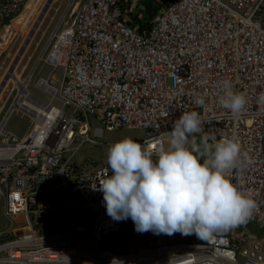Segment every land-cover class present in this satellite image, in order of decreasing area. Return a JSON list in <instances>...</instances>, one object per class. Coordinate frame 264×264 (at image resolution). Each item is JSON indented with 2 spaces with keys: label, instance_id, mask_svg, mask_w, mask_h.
<instances>
[{
  "label": "built area",
  "instance_id": "1",
  "mask_svg": "<svg viewBox=\"0 0 264 264\" xmlns=\"http://www.w3.org/2000/svg\"><path fill=\"white\" fill-rule=\"evenodd\" d=\"M27 1L0 0V58L18 41L11 22ZM120 1L86 0L78 9L72 2L30 74L20 80L15 72L31 31L1 77L0 105L10 84L15 94L0 122V264H264V0H156L160 12L142 32ZM40 62L62 68L61 79L32 81ZM225 81L247 98L238 114L219 104ZM201 96L203 107L195 103ZM193 110L204 121L198 142L208 134L240 144L243 163L227 174L252 193L253 216L208 239L139 233L131 218H110L98 190L108 166L75 162L86 143L110 146L90 137L88 119L108 131L143 130L138 142L152 144ZM13 111L30 118L22 137L4 129ZM249 224L263 231L252 234ZM123 235L144 241L117 253L100 246Z\"/></svg>",
  "mask_w": 264,
  "mask_h": 264
},
{
  "label": "clouds",
  "instance_id": "2",
  "mask_svg": "<svg viewBox=\"0 0 264 264\" xmlns=\"http://www.w3.org/2000/svg\"><path fill=\"white\" fill-rule=\"evenodd\" d=\"M195 103L203 107L206 100L201 96ZM219 104L238 114L247 98L225 81ZM203 123L199 112H184L171 131L152 144L124 138L110 145L106 176L98 185L107 215L115 221L131 218L139 233L179 232L199 239L246 223L258 204L227 174L243 163L241 146L208 134L198 142L195 134L203 133Z\"/></svg>",
  "mask_w": 264,
  "mask_h": 264
},
{
  "label": "rangeland",
  "instance_id": "3",
  "mask_svg": "<svg viewBox=\"0 0 264 264\" xmlns=\"http://www.w3.org/2000/svg\"><path fill=\"white\" fill-rule=\"evenodd\" d=\"M48 0H28L25 4L21 13L14 18L11 22L10 30L18 32V41L14 46L13 50L10 53V56L7 59H4V56L0 58V66L3 65V68L0 72V80L4 74L5 69L11 63L12 59L16 55L20 45L25 41L27 35L34 28L35 22H37V18L40 15L43 7L45 6ZM73 0H53L50 4L49 9L46 14H44L43 19L38 26L31 43L28 46V49L21 59L19 66L15 72L16 76L23 80L25 79L30 72L33 70L41 52L47 46V42L58 25L59 21L67 12L70 4H72ZM74 3V2H73ZM131 12H136L141 10V7L138 6V0H132L130 4ZM74 13V12H73ZM72 13V14H73ZM67 22H70V17H66ZM1 34V33H0ZM6 42V39H5ZM5 43L0 42V50H3L5 47ZM8 53V52H7ZM6 53V54H7ZM4 63V64H3ZM50 74H54L55 77L61 79L63 74L62 68H57L53 70L51 67L44 65L43 63H39L36 69L34 70L32 81H35L38 78L46 79ZM29 91L32 94L40 96L44 98L39 91L33 89V87H28ZM15 90L13 88V84H10L7 87V90L3 94V101L0 105V122L5 118L8 114L11 104V98L14 96ZM43 96V97H42ZM57 106V104H55ZM90 125V137L97 140L100 143L112 145L115 142H118L124 138H132L134 140L142 141L147 138V134L143 130H125L119 129L115 131H108L100 123L98 120L90 117L88 119ZM31 125L30 118L23 115L19 111H13L7 118L5 122L4 129L6 132H9L18 137H22L28 132ZM109 146L101 145L95 146L89 143L84 144L77 152L75 156V162L77 165H81L85 162L95 163L99 168L108 166L107 165V154H108ZM5 223L3 218L2 211L0 210V230H2V225ZM23 224V223H21ZM247 229L250 230L252 234H258L263 231L262 225L249 224ZM151 233V231H149ZM163 234H159L162 236ZM143 239H139L133 237L132 235L127 236H118V237H110L104 238L100 240V246L102 248H109L113 253L124 252L126 250H135L138 248L139 243H143Z\"/></svg>",
  "mask_w": 264,
  "mask_h": 264
},
{
  "label": "trees",
  "instance_id": "4",
  "mask_svg": "<svg viewBox=\"0 0 264 264\" xmlns=\"http://www.w3.org/2000/svg\"><path fill=\"white\" fill-rule=\"evenodd\" d=\"M132 0H121L119 2V7L122 10H129ZM138 6L141 10L136 12H131L129 15L133 21L134 25L139 27L140 32L151 27L152 20L160 12V5L156 0H138ZM141 15L139 18L138 16Z\"/></svg>",
  "mask_w": 264,
  "mask_h": 264
},
{
  "label": "water",
  "instance_id": "5",
  "mask_svg": "<svg viewBox=\"0 0 264 264\" xmlns=\"http://www.w3.org/2000/svg\"><path fill=\"white\" fill-rule=\"evenodd\" d=\"M47 8H48V4L46 5V8H45V9H47ZM44 11H45V10H44ZM44 11L42 12V14H41V16L38 18V20H39V19L41 20V17H42V15L44 14ZM34 27H35V26H34ZM34 32H35V30H34V28H33V29L31 30V32H30V34H29V36H28V38H27L25 44H24V48L26 47V45H27L28 42L30 41V39H31V37L33 36ZM24 48L20 51L19 55H18L17 58H16L15 63H17V61L19 60L21 54H22L23 51H24ZM15 63H14V65H15Z\"/></svg>",
  "mask_w": 264,
  "mask_h": 264
},
{
  "label": "bare ground",
  "instance_id": "6",
  "mask_svg": "<svg viewBox=\"0 0 264 264\" xmlns=\"http://www.w3.org/2000/svg\"><path fill=\"white\" fill-rule=\"evenodd\" d=\"M43 16V15H42ZM41 19H42V17H41ZM40 22H41V20L39 19V20H37V22L35 23V27H34V30H35V32H36V30H37V28H38V26L40 25ZM16 64V63H15ZM15 67V66H14ZM14 67L11 69V71H10V75L11 74H13V69H14ZM11 77V76H10Z\"/></svg>",
  "mask_w": 264,
  "mask_h": 264
},
{
  "label": "crops",
  "instance_id": "7",
  "mask_svg": "<svg viewBox=\"0 0 264 264\" xmlns=\"http://www.w3.org/2000/svg\"><path fill=\"white\" fill-rule=\"evenodd\" d=\"M86 0H73V2H74V5L76 4L77 6H76V8L78 9V7L82 4V3H84ZM75 8V9H76ZM74 9V10H75Z\"/></svg>",
  "mask_w": 264,
  "mask_h": 264
}]
</instances>
